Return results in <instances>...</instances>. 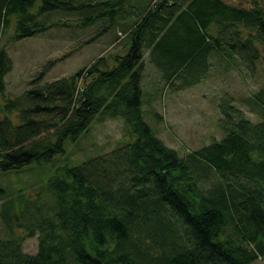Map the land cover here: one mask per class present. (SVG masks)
I'll return each instance as SVG.
<instances>
[{"label": "trees", "instance_id": "16d2710c", "mask_svg": "<svg viewBox=\"0 0 264 264\" xmlns=\"http://www.w3.org/2000/svg\"><path fill=\"white\" fill-rule=\"evenodd\" d=\"M253 6L0 0V33L13 28L14 42L67 25L51 21L54 12L75 16L81 27L98 24L86 44L110 31L126 37L123 52L42 83L49 62L18 97L6 96L13 62L0 43V172L20 175L51 161L101 113L122 118L127 130L110 152L57 167L33 193L0 182V264H251L264 257V88L252 98L261 120L225 98L224 138L185 156L156 136L143 111L147 53L171 90L195 86L218 61L226 71L237 60L252 70L264 48V0ZM33 237L38 251L29 254L24 243Z\"/></svg>", "mask_w": 264, "mask_h": 264}, {"label": "rangeland", "instance_id": "374dc122", "mask_svg": "<svg viewBox=\"0 0 264 264\" xmlns=\"http://www.w3.org/2000/svg\"><path fill=\"white\" fill-rule=\"evenodd\" d=\"M224 1L246 8L253 7L255 3V0ZM50 19L67 25H54L42 34L17 42L13 41V28L0 33V43L6 45L13 62L12 70L5 77L7 97L21 96L49 62L54 64L46 71L42 83L70 77L91 65L98 57L113 54V51H124L126 37L123 32H116V38L114 31H110L86 44L85 41L96 33L98 24L81 27L75 16L55 12ZM260 50V61L252 70L237 60L226 71L225 62L218 61L201 82L179 90L175 88L176 85L171 86L175 90L162 86L160 72L146 54L142 79L143 111L145 120L156 136L183 156L210 144L214 139L224 138L220 103L225 98L232 99L252 121L261 120V116L253 110L256 103L252 99L254 94L264 88V48L260 46ZM2 101L0 98V103ZM101 114L77 141H65L64 151L51 161L35 162L31 170L20 175L0 172V182L13 187L25 186L29 193H33L41 188L57 167L77 165L110 152L127 138L126 124L120 117ZM0 237H6L1 219ZM38 242L37 237L27 239L24 250L36 254ZM251 264H264V257Z\"/></svg>", "mask_w": 264, "mask_h": 264}, {"label": "crops", "instance_id": "0c3cea01", "mask_svg": "<svg viewBox=\"0 0 264 264\" xmlns=\"http://www.w3.org/2000/svg\"><path fill=\"white\" fill-rule=\"evenodd\" d=\"M149 55V53H147Z\"/></svg>", "mask_w": 264, "mask_h": 264}, {"label": "flooded vegetation", "instance_id": "af4514ba", "mask_svg": "<svg viewBox=\"0 0 264 264\" xmlns=\"http://www.w3.org/2000/svg\"><path fill=\"white\" fill-rule=\"evenodd\" d=\"M254 7V6H253ZM253 7H251V8H253Z\"/></svg>", "mask_w": 264, "mask_h": 264}]
</instances>
